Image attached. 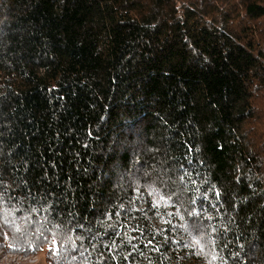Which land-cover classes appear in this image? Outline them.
I'll return each instance as SVG.
<instances>
[{
    "label": "trees",
    "instance_id": "16d2710c",
    "mask_svg": "<svg viewBox=\"0 0 264 264\" xmlns=\"http://www.w3.org/2000/svg\"><path fill=\"white\" fill-rule=\"evenodd\" d=\"M0 194L47 264H264V0H0Z\"/></svg>",
    "mask_w": 264,
    "mask_h": 264
},
{
    "label": "snow or ice",
    "instance_id": "6c2138e0",
    "mask_svg": "<svg viewBox=\"0 0 264 264\" xmlns=\"http://www.w3.org/2000/svg\"><path fill=\"white\" fill-rule=\"evenodd\" d=\"M181 179H183V177H181ZM137 191H139V189H137ZM147 194L149 196L153 197V203H152V208L156 209V214L157 216L160 215L159 213V209L161 206L167 207L170 203H172V197L171 196H165L164 194H162L161 191L157 190L156 188L152 187L151 185L148 186V192ZM217 196H219V193L217 192ZM136 199V197H133L132 200L134 201ZM0 201H3V195L0 194ZM193 204L196 203L195 200L192 201ZM172 206H175V204L173 203ZM0 207H2V205H0ZM47 211V209H46ZM124 211V205H120L119 209L115 212V217L117 218H121V213ZM130 212H135V211H140V209L133 207L132 209L129 210ZM169 215H175V213H169ZM189 215H195L194 212H190ZM112 218V214L108 213L106 219H111ZM129 221L136 219V217L134 216H128ZM210 219V217H209ZM164 223H171V221L165 220ZM109 228L112 229H116L118 227L120 228H128L129 225L128 224H121L120 220L117 219L115 224H109L108 225ZM175 227V225H173V228ZM181 227H185L186 230L189 231V235L191 236V239L186 242L183 247L193 250L194 254L197 256L200 255H204L206 258L209 255V252L207 251L208 248V243L210 242V238L208 240H206V236H208L209 234L205 233L202 231V228L204 227L203 225H200L198 222H194L193 225L189 226V225H181ZM130 231L132 232H140V236L136 237V236H132L129 234V232H124L123 236L127 237V242L129 245H131V247L133 248V250H135L137 248V244H133L132 241L133 240H139L142 237L145 236V233L142 229H140L139 225H137L135 228H131ZM161 232H163L164 230L161 229ZM193 231L196 232V235H193ZM159 234V233H158ZM115 235L117 237H121V232L120 231H115ZM79 239V237H77ZM155 239V236L152 237V239H147L146 243L144 244L145 247H149L150 245L153 247V250L159 251L158 248H156L153 245V240ZM165 239L167 240L168 237L165 236ZM53 243H55V241H53ZM172 244H178V241L176 240H172L171 241ZM105 247H108V245H105ZM113 247H115V242H113ZM51 250V249H50ZM132 253H128V256H131ZM128 256H125V259H128ZM76 258L73 257V260H75ZM217 257L215 254H212L211 256V260L209 261V264H211L212 261L216 260Z\"/></svg>",
    "mask_w": 264,
    "mask_h": 264
},
{
    "label": "rangeland",
    "instance_id": "374dc122",
    "mask_svg": "<svg viewBox=\"0 0 264 264\" xmlns=\"http://www.w3.org/2000/svg\"><path fill=\"white\" fill-rule=\"evenodd\" d=\"M0 264H47L43 254L25 256L0 249Z\"/></svg>",
    "mask_w": 264,
    "mask_h": 264
}]
</instances>
